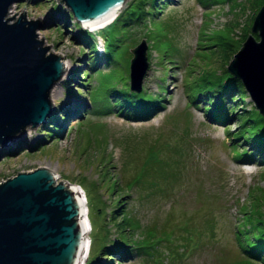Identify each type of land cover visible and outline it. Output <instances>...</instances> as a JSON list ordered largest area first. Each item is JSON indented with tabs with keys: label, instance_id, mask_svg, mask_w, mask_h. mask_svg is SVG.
Here are the masks:
<instances>
[{
	"label": "rangeland",
	"instance_id": "rangeland-1",
	"mask_svg": "<svg viewBox=\"0 0 264 264\" xmlns=\"http://www.w3.org/2000/svg\"><path fill=\"white\" fill-rule=\"evenodd\" d=\"M141 1L146 3L145 14L135 10L120 30L113 58L96 61L93 71L83 64L85 46L71 39L72 20L65 28L57 25L55 31V23L48 19L52 4L64 10L58 0L10 4L7 16L24 11L28 20H41L38 39L42 37L48 52L66 60L70 70L59 80L60 94L52 102L55 113L67 115L61 135L38 149L29 148L40 134L27 129L10 145L19 144L18 151L0 156V180L45 167L57 182L79 187L92 228L87 233L90 264L105 260L97 255L103 246L125 238L132 245L131 255L123 260L115 257L110 264H251L240 249L235 228L240 223L239 207L248 206L257 187L264 188V159L234 157L253 147L240 140L231 143L227 132L236 134L242 128L236 130L237 119L229 113L254 106L247 92L243 100L237 95L229 101L223 84L225 43L248 24V0H161L155 6L149 5L150 0ZM141 40L148 59L140 89L134 93L144 103L162 100L146 117H136L135 106L121 104L129 98L114 95L123 94L121 77L129 69L131 48ZM78 66L77 75L90 74L89 85H81L85 79L72 78ZM206 98L224 107L223 121L205 115ZM115 185L121 192H113ZM118 193H124L120 199L130 218L129 236L109 220ZM244 222L250 232L243 236L249 238L261 229L256 218Z\"/></svg>",
	"mask_w": 264,
	"mask_h": 264
},
{
	"label": "water",
	"instance_id": "water-1",
	"mask_svg": "<svg viewBox=\"0 0 264 264\" xmlns=\"http://www.w3.org/2000/svg\"><path fill=\"white\" fill-rule=\"evenodd\" d=\"M16 1L21 0H0V150L24 137L27 129L45 124L53 111L49 92L65 71L61 57L48 52L42 37L37 39L36 30L42 26L39 18L28 20L24 11L7 17L8 7ZM124 2L57 3L80 28L87 30L96 23L111 21ZM263 26L264 1L253 16L250 32L226 64L227 73L240 80L245 91L251 78L237 71L236 66L245 50L252 52L263 45ZM253 35L258 37L257 41ZM146 47L145 40H141L130 50L128 76L137 87L129 85V89L135 93L140 89L146 67ZM258 91L261 98L253 106L264 116V76ZM85 212L79 188L65 181L57 182L55 174L45 167L6 178L0 183V264H84Z\"/></svg>",
	"mask_w": 264,
	"mask_h": 264
},
{
	"label": "trees",
	"instance_id": "trees-1",
	"mask_svg": "<svg viewBox=\"0 0 264 264\" xmlns=\"http://www.w3.org/2000/svg\"><path fill=\"white\" fill-rule=\"evenodd\" d=\"M50 0H31V3L35 5L45 4L49 2ZM158 1L161 0H150L149 5H157ZM264 0H248V8L251 12L248 24L244 25L242 27V32L231 41H228L225 43L227 48V54L225 59L228 60L231 58V56L240 48L242 41L245 39L248 31L249 26L252 20L253 15L258 10L260 5L262 4ZM55 4H52L51 11L52 14L49 15L48 19L54 24L55 31H59L58 26H61L62 28H65L67 23L72 20V18L69 16V13L66 10H62L60 7H55ZM146 9V3L141 0H131L126 3L125 7L122 8V10L113 18V20L103 29L99 30L97 34L90 33L89 31L80 28L79 24L71 21V26H73V29L75 30V33L71 32V39L75 41H80L85 46V50L83 51V56H85L86 60L83 62L86 67L90 71H93L96 69L97 65L95 66V63L99 64L101 59L103 61L112 59V52L115 50L116 47H118L117 42L119 39V33L122 27L128 25V20L131 18V16L135 13V10H142V14H145L143 12ZM137 14L134 15L133 18H136ZM139 17V16H138ZM115 20V21H114ZM70 29H72V27ZM69 31V30H68ZM98 35L101 38L102 41V54H98L99 51L96 50V38L95 36ZM254 39L257 41L258 37L256 35H253ZM86 51V53L84 52ZM98 55H101L98 56ZM148 52H146V57L148 59ZM128 58H130V55L128 54ZM114 60V59H113ZM226 62V63H227ZM79 66L76 67L73 70V79H78L79 81H83L85 79V82L81 85H89V73L79 74ZM87 71V70H86ZM126 72V71H125ZM129 69L127 71V74L125 73L121 78L123 79L124 85H122L123 94H114L120 98L122 96H126L129 98V101H123L121 104L126 107H133L135 106L137 108L138 113L135 114L136 117H144L149 112L153 111L157 107H160L161 99H157L156 101L147 100L142 102L141 100H138L136 98V95L134 92H132L129 89V76H128ZM224 72L226 73V79L224 81V87L227 90V94L229 101H235L238 98L243 100L244 97H246V91L244 89L243 84L240 82V80L232 77L229 73H227L226 69L224 68ZM120 78V79H121ZM75 83L72 81V84ZM67 88V87H66ZM144 89L142 88L140 92H142ZM71 91V90H69ZM161 93H165V91L161 90ZM232 95V96H231ZM235 96V97H233ZM236 98V99H235ZM203 99V98H202ZM204 100V99H203ZM202 100V102H203ZM208 102L206 106H202V109L205 112V115L211 119H219L220 121H223L225 116H223V113H225V109L223 106H218L215 104L210 103V101L206 98ZM127 102V103H126ZM120 104V105H121ZM240 110L239 113H236L235 111H231L229 113L230 117H236L237 123H236V130L239 128H242L241 131H237L236 134H232L230 132H227V134L230 136L231 143H235L237 141H242L244 143H247L248 145H252L251 152L248 150L241 149L239 152H237L234 157H236L238 160H244L247 158H258L259 160L264 159V116H262L259 112H257L253 107L250 106L249 109H246L245 107H238ZM67 115H63L62 112H51L49 117H47V120L44 125H40L35 130L40 134L39 140L36 142L35 146H30L29 148H36L38 149L41 144H46L49 142V140H53L58 138L62 131L61 128L64 127L66 123ZM146 117V116H145ZM261 124V126H260ZM246 125L250 128L254 126V130L245 129ZM62 126V127H61ZM261 127V128H260ZM237 144V143H236ZM19 144L14 146H7L5 148H2L0 150V156H11L15 154L18 151ZM255 151V153H254ZM246 163L247 162H243ZM117 185V183H116ZM115 185V186H116ZM117 189H114L113 192L116 194L117 192H121L116 186ZM119 190V191H118ZM124 193H118L117 196L114 199V207L112 210L109 211V220L114 221V225L117 228H120L122 232H126V234L129 236L131 234V223L130 218L126 216L125 210L123 209L124 202L121 201V196ZM85 197V194H84ZM86 198V197H85ZM87 203V201H86ZM248 206H241L239 207L240 211V223H236V234L239 239L240 249L245 257V260L247 263L251 264H264V188L257 187V191H255L252 195H250V200L248 202ZM249 207V208H248ZM251 207H254L253 213L251 211H246V209H250ZM87 212L86 216L90 225V231H91V223L89 220V209L86 205ZM257 219L258 225L261 226V229L257 232L256 235H252L248 238V236H243V234H246L250 232L248 229L246 223L244 222V219ZM237 221V222H238ZM242 224V225H241ZM242 238V240L240 239ZM113 245L110 247L103 246L99 252L98 257L102 256L105 260L102 262L97 259V262L95 264H110L112 259L117 257L118 260H123L128 255H131V249L132 245L128 241V239L124 240H115L113 241ZM92 259V251H91V240H89V248L88 253L86 256V261L84 264H90Z\"/></svg>",
	"mask_w": 264,
	"mask_h": 264
},
{
	"label": "bare ground",
	"instance_id": "bare-ground-1",
	"mask_svg": "<svg viewBox=\"0 0 264 264\" xmlns=\"http://www.w3.org/2000/svg\"><path fill=\"white\" fill-rule=\"evenodd\" d=\"M9 8L8 7V10L7 12H9ZM8 15V14H7ZM8 17V16H7ZM112 21V20H111ZM111 21H108V20H105L103 22H100V23H96L95 25H93L91 28H89V32L91 33H94L96 32V30H100L102 29L103 27H105L106 25H108ZM115 21V20H114ZM264 27V26H263ZM263 34H264V30H263ZM37 39H38V36H37ZM101 44H99L100 46ZM102 47V46H100ZM250 48V47H249ZM99 49V48H98ZM102 51V48L100 49ZM245 53V54H244ZM60 56V55H59ZM61 57V56H60ZM61 59L63 60V58L61 57ZM64 61V60H63ZM65 71H64V74L70 70L69 69V63L65 60ZM237 68V71H239L240 73L244 74L246 77H248L250 79V82L251 84H246V86L248 87L247 89V93L250 97V99L252 100L253 104H254V101L255 100H259L261 97L258 95L259 94V86H260V83H261V80L264 76V43L263 45L259 46V47H255L254 50L252 52L249 51H246L243 52V55H241V57H239V61H238V64L236 66ZM241 74V75H242ZM243 77V76H242ZM247 78V81H249ZM254 78V79H252ZM61 81V80H60ZM59 81V82H60ZM56 83L50 90L49 92V100L50 102H54V99L60 94V90H58L59 88V85L60 83ZM245 82V81H244ZM243 82V83H244ZM244 86V85H243ZM250 86V87H249ZM252 89V90H251ZM251 94H250V93ZM84 198V197H83ZM86 221H87V233L89 231V222H88V219L86 218ZM87 238V246L89 247L88 245V242H89V239L88 237ZM87 247V248H88ZM86 258V256H85Z\"/></svg>",
	"mask_w": 264,
	"mask_h": 264
},
{
	"label": "built area",
	"instance_id": "built-area-1",
	"mask_svg": "<svg viewBox=\"0 0 264 264\" xmlns=\"http://www.w3.org/2000/svg\"><path fill=\"white\" fill-rule=\"evenodd\" d=\"M3 180H0V183L2 182Z\"/></svg>",
	"mask_w": 264,
	"mask_h": 264
}]
</instances>
